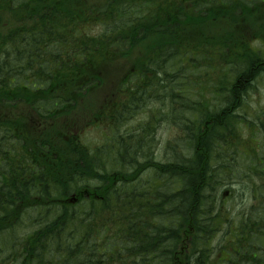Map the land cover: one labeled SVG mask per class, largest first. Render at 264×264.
I'll list each match as a JSON object with an SVG mask.
<instances>
[{
    "label": "trees",
    "instance_id": "obj_1",
    "mask_svg": "<svg viewBox=\"0 0 264 264\" xmlns=\"http://www.w3.org/2000/svg\"><path fill=\"white\" fill-rule=\"evenodd\" d=\"M255 39L264 0H0V264H264ZM164 46L172 71L146 74ZM147 103L160 107L124 128ZM103 120L105 141L83 144ZM160 125L175 131L164 160L143 159L131 134L154 146ZM85 188L97 196L68 202ZM39 206L54 221L16 234Z\"/></svg>",
    "mask_w": 264,
    "mask_h": 264
},
{
    "label": "bare ground",
    "instance_id": "obj_2",
    "mask_svg": "<svg viewBox=\"0 0 264 264\" xmlns=\"http://www.w3.org/2000/svg\"><path fill=\"white\" fill-rule=\"evenodd\" d=\"M222 36H223V33H222ZM258 40H261V39H255V40H252L250 42L251 43V46L253 48H255L254 42L255 41H258ZM126 41H129V40L126 39ZM255 49L256 50H253V52L257 53L262 59H264V51L261 50V49H258V48H255ZM226 50H227V47L225 46V44H223L221 42V43H219L216 46L215 54L218 56V54L221 53V52L226 53ZM193 57L196 58L197 55H194ZM195 58H193V60H195ZM15 59H17V61H19L21 59V57L16 56ZM200 61L203 64H206V63L209 62V59L207 57H203V58H200ZM21 64L24 65L25 67L27 66L25 63H21ZM173 65H175V59L171 55V49L169 47H165L164 46V47H159L157 49L155 48V49H153L150 52V54L148 56V61L144 65V69H145V73L146 74H154V73L157 74L158 73L160 75H164V71H166L167 69L170 72L172 71ZM237 66H238V68H241L242 66L244 67L243 56L241 57L240 60H238ZM233 67L230 70V75L233 76V78L237 79V77L239 76L238 75V72L240 70H238V69L236 70V67L233 69ZM260 77H264V73L261 72V71L258 73V75H256V78H260ZM254 86H255L254 84H251L250 85V88L247 91H242L243 94L245 92L247 93L249 90L253 89ZM105 95H104V97H105ZM225 100H226V96L224 95L223 92H221V93H219V96L218 97H216L209 105H207V108L208 109H212L213 107H216V106L220 107V105H223V104L226 103ZM17 107L20 108L21 105H17ZM153 107L154 108H159L160 107V104L147 103L145 105V107L140 108L138 110V111H140V114L135 119L127 122L124 128L127 127V128H130V130H131L133 128V126H135L141 120V118L145 114H148L152 110ZM189 111H191V109ZM101 123L104 124V120L102 122H98V123H94V124L99 125ZM94 124L90 125L89 127L93 126ZM162 128H168V129H170L173 132V136L171 138H174V133H175L174 129L169 128L166 125H160L158 127V129H157L156 134H155L154 146L152 145V135L150 134V132L142 131V132H138V133L131 134L132 135L131 136L132 139H134L135 141H137V140L142 141V143H143V151H142L143 159L146 158L148 155L152 154L155 151H160V149H161V151L163 150V153H164L165 142L167 140L171 139V138H168L167 140H165L163 147H159V143L160 142H159L158 135H159V131ZM108 129H110V126H108ZM76 133L78 134V131H76ZM0 136H1V131H0ZM104 155H107V153H104ZM158 160H162V159H158ZM149 168L150 167H147L145 169L146 171L148 170V172L141 173V175H142L141 178L142 179H144L145 177H147V173H149ZM150 172H151V170H150ZM94 189H99V186L98 185L94 186ZM238 194H240V193H238ZM74 197H75L74 199L78 200V202L81 203V204L85 203L86 200L88 199L84 195V193H77V195L75 194ZM43 206H45V205H43ZM43 206H39L35 210H33L32 212H30L27 215V218L28 219L25 220L23 223H25V224H31V223H33V222H31L32 220L38 219V218L40 219V221H47L48 224H50L52 221H54V219L56 217L55 213H53L54 211L53 210H50V208L44 209ZM243 209H245V207L237 206V207H235V209L233 210V212L235 214H241L242 212H244ZM244 218L246 219L247 216L244 215L243 216V219ZM1 237H8L9 238V236L6 233L1 234L0 235V238ZM14 259H15V256H9V260H14Z\"/></svg>",
    "mask_w": 264,
    "mask_h": 264
},
{
    "label": "rangeland",
    "instance_id": "obj_3",
    "mask_svg": "<svg viewBox=\"0 0 264 264\" xmlns=\"http://www.w3.org/2000/svg\"><path fill=\"white\" fill-rule=\"evenodd\" d=\"M254 46L255 48H258V49H261L264 51V40H258V41H255L254 42ZM258 87H257V90H256V95L255 97H250L252 98V106L253 107H256L257 109H264V80H262L261 78L258 80ZM104 97V96H103ZM94 99H92L93 101ZM250 110H247V112H249ZM20 112V111H19ZM247 112L245 111V115L247 114ZM16 114H19V113H16ZM147 114H145L146 116ZM24 119L30 124L32 122V120H27L26 119V116L24 117ZM87 119V117H86ZM83 119H81L79 122H82ZM82 126V125H81ZM108 129V126L105 125V124H99V125H96L94 124L93 126L89 127V128H85L82 132V139H81V142L83 144H86L88 146H95V145H98V144H101L103 141H105V131ZM173 136V132L168 129V128H162L160 131H159V135H158V138H159V147H163L164 146V142L165 140H167L168 138H171ZM163 154V150L161 151H155V156L157 159H162V155ZM22 219L25 221L27 220V216L26 214H23L22 215ZM33 222V221H31ZM33 224H25V223H18L16 224L15 226V229H16V234L19 233L20 236L24 235L26 232L30 233L32 230H33V227H32ZM8 233H12L11 231H8ZM23 238H20L18 241H21ZM0 241V252H5L7 251V243L4 244ZM12 243V240L8 241V245H10Z\"/></svg>",
    "mask_w": 264,
    "mask_h": 264
}]
</instances>
